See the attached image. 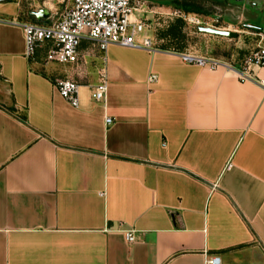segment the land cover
<instances>
[{"label": "crops", "instance_id": "0c3cea01", "mask_svg": "<svg viewBox=\"0 0 264 264\" xmlns=\"http://www.w3.org/2000/svg\"><path fill=\"white\" fill-rule=\"evenodd\" d=\"M72 1L0 3V264H264V92L154 48L83 40L79 62L59 65L45 43L26 59L19 23ZM221 9L224 25L240 11L250 45L227 63L241 67L264 0ZM58 79L79 84L78 107Z\"/></svg>", "mask_w": 264, "mask_h": 264}, {"label": "built area", "instance_id": "2783aa9c", "mask_svg": "<svg viewBox=\"0 0 264 264\" xmlns=\"http://www.w3.org/2000/svg\"><path fill=\"white\" fill-rule=\"evenodd\" d=\"M182 19L195 27H215L219 19L203 21L202 16L185 14L178 9L158 6L150 0H73L71 7L56 11L45 24L19 23L24 35V57L34 61L37 51L46 43L48 50L45 63L76 65L79 62V47L83 40L92 41L101 51L110 45L131 49L152 50L151 40L144 35L148 16L161 15ZM204 17V16H203ZM219 18V16H218ZM206 20V19H204ZM212 24H209V23ZM215 29H221L215 27ZM228 29H225L227 31ZM237 31V30H236ZM256 42L243 60L241 67L212 57L199 56L190 52L178 53L184 64L208 71L231 72L240 83H252L264 92V32L251 33ZM156 76L149 78L155 82ZM55 87L60 96L71 106L78 107L80 86L71 79H58ZM106 72L100 73V83L92 91V99L103 103L106 99ZM111 124V119H105ZM230 168L228 165L227 169ZM125 240L134 243V232L124 231ZM206 264H220L217 257L206 258Z\"/></svg>", "mask_w": 264, "mask_h": 264}, {"label": "rangeland", "instance_id": "374dc122", "mask_svg": "<svg viewBox=\"0 0 264 264\" xmlns=\"http://www.w3.org/2000/svg\"><path fill=\"white\" fill-rule=\"evenodd\" d=\"M38 2V0H20V6L22 7V11H27L34 7L36 8L38 6ZM203 3L204 12L202 14L204 17H201L203 21H209L207 18L219 19L217 24H212L211 22L209 24H212L211 26L220 27L223 30L228 29L227 31L235 32L238 36H243V34L240 33V31L243 30L241 28V24L239 23L240 11L236 10L235 13L230 14V16L227 17V25H224L222 22L223 14L221 9L223 0H197L198 5ZM230 5L233 7L235 6L232 4ZM174 21L175 18L166 16L164 14L148 16L146 21L147 30L144 32L143 36L149 38L151 40L152 46L154 47L166 45L165 42L161 41V35L166 32L170 25H174ZM243 23H245L244 20ZM186 24L187 25L184 24L183 26V33L186 35V47L184 51L199 56L212 57L226 62H231L235 57L241 55L242 51L245 50L243 45H250L248 43L249 39L247 37H240L238 40V37L235 39H230L205 35L199 33L197 31V27L193 26L192 24ZM215 27L209 26L208 28Z\"/></svg>", "mask_w": 264, "mask_h": 264}, {"label": "trees", "instance_id": "16d2710c", "mask_svg": "<svg viewBox=\"0 0 264 264\" xmlns=\"http://www.w3.org/2000/svg\"><path fill=\"white\" fill-rule=\"evenodd\" d=\"M162 7H171L178 9L185 14L203 16L204 4L198 5L196 0H150ZM174 25H170L165 33L161 35V41L166 45L154 47L157 50L171 51L175 53H182L185 50L186 35L183 33V26L186 24L182 19H175ZM37 24V23H35ZM164 40V41H163Z\"/></svg>", "mask_w": 264, "mask_h": 264}, {"label": "water", "instance_id": "95a60500", "mask_svg": "<svg viewBox=\"0 0 264 264\" xmlns=\"http://www.w3.org/2000/svg\"><path fill=\"white\" fill-rule=\"evenodd\" d=\"M12 0H0V3L10 2ZM40 3L44 4L47 0H38ZM226 1V0H224ZM30 15L36 20L37 23H44V20L48 19L49 12L47 9L42 8L38 11L30 12ZM197 31L201 34L216 36V37H223V38H230L235 39L238 37L237 33L215 29V28H208V27H198Z\"/></svg>", "mask_w": 264, "mask_h": 264}]
</instances>
